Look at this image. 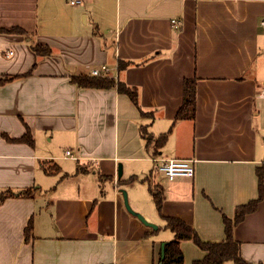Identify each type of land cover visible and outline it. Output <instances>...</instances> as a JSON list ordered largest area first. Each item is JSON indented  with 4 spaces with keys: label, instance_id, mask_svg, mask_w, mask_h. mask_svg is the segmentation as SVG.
Masks as SVG:
<instances>
[{
    "label": "crops",
    "instance_id": "obj_1",
    "mask_svg": "<svg viewBox=\"0 0 264 264\" xmlns=\"http://www.w3.org/2000/svg\"><path fill=\"white\" fill-rule=\"evenodd\" d=\"M263 19L264 0H0V78H9L0 83V195L14 192L0 203V264H161L174 238L163 216L225 239L224 216L258 197L260 170L264 181ZM102 65L138 89L139 107L116 86L72 81ZM193 76L196 117L174 123ZM28 129L34 144L3 136ZM153 157L192 159L195 175L169 179ZM71 167L97 175L84 192L66 179ZM150 186L162 191V212ZM122 190L158 229L127 209ZM234 236L246 261L264 264V196ZM181 248L184 264L205 255L192 240Z\"/></svg>",
    "mask_w": 264,
    "mask_h": 264
},
{
    "label": "trees",
    "instance_id": "obj_2",
    "mask_svg": "<svg viewBox=\"0 0 264 264\" xmlns=\"http://www.w3.org/2000/svg\"><path fill=\"white\" fill-rule=\"evenodd\" d=\"M21 30V29H17ZM33 50L38 55H50L51 48L40 44H33ZM129 61L119 60V68L123 69L130 65ZM8 77L0 78V83L7 81ZM199 78L197 76L186 77L183 82V102L177 111L174 119V123L179 120H194L197 111V84ZM72 81L79 87L88 88H112L117 87L122 93L127 94L133 103L139 107V91L136 87L129 86L123 81H116L113 77L94 76L89 75H74ZM169 133L165 132L156 139L157 147L163 146L167 141ZM3 136L10 141L16 142H27L34 144V138L28 129L27 132L21 138H11L6 133ZM147 143H151L154 137L147 132L143 133ZM259 178V194L258 197L251 200L250 202L240 205L235 212L233 218L224 216L225 233L226 237L220 241L204 240L196 228L184 221L183 219L176 216H163L165 219V228L170 229L174 233V238L165 243V255L161 259V264H184V253L181 248V243L184 240H192L196 243L204 252L203 258L195 260L193 264H223L226 261H234L236 264H253L244 259L241 254V244L234 236V228L241 221L244 220L245 216L255 211L263 199L264 196V181L263 172L258 171ZM137 180L135 176L123 181L124 183H134ZM34 188H27L23 190L22 195L26 197L33 196ZM152 197L157 206L159 212H162V191L158 188L150 186ZM14 192L11 189L5 190L0 195V203H2L7 197L13 196ZM32 229V221L29 222L26 228V236H29ZM263 264V263H259Z\"/></svg>",
    "mask_w": 264,
    "mask_h": 264
},
{
    "label": "built area",
    "instance_id": "obj_3",
    "mask_svg": "<svg viewBox=\"0 0 264 264\" xmlns=\"http://www.w3.org/2000/svg\"><path fill=\"white\" fill-rule=\"evenodd\" d=\"M72 4L81 3V0H70ZM175 26H180L181 20H173ZM260 26L264 29V19L260 21ZM94 76H104L113 77L111 75V70L107 65H102L99 68H95L91 71ZM262 96H264V89L262 91ZM66 156L76 158L72 155V152L68 150ZM152 160L156 163L157 170L163 173L169 179H174L176 177H193L195 175V167L193 165L192 159H176V158H162L153 157Z\"/></svg>",
    "mask_w": 264,
    "mask_h": 264
},
{
    "label": "rangeland",
    "instance_id": "obj_4",
    "mask_svg": "<svg viewBox=\"0 0 264 264\" xmlns=\"http://www.w3.org/2000/svg\"><path fill=\"white\" fill-rule=\"evenodd\" d=\"M74 165H75V163H74ZM72 166V165H71ZM50 167V166H49ZM54 166H51L50 168H53ZM64 172H69L70 174H71V176H68L66 179H69V183H72V181H74V182H80V185H81V183H83V188L81 189L82 191L81 192H84L85 191V186L87 185V184H92V181H94L95 180V178H96V174L93 172V171H89L88 173H84V172H82V171H79L76 175H73V173L75 172V169L74 168H72L71 167V169H65L64 168V170H63ZM64 172H62V174H64ZM61 174V173H60ZM62 177V175H59L58 177H55L54 179L55 180H60V178ZM65 180V179H64ZM84 181V182H83ZM65 182H66V180H65ZM66 185H68V184H66V183H64L63 185H62V187L60 188V189H58L59 191H61V190H63V189H65V186ZM85 188V189H84ZM146 187H143V191H144V189H145ZM124 191H126L127 192V190H122V195H123V197H124ZM128 194V193H127ZM128 200H129V195H128ZM129 203H130V201H129Z\"/></svg>",
    "mask_w": 264,
    "mask_h": 264
},
{
    "label": "water",
    "instance_id": "obj_5",
    "mask_svg": "<svg viewBox=\"0 0 264 264\" xmlns=\"http://www.w3.org/2000/svg\"><path fill=\"white\" fill-rule=\"evenodd\" d=\"M118 175L121 176L122 175V166L119 165V172H118ZM124 201H125V205L127 207V209L135 214L144 224L148 225L149 227H152L153 229H158V225L149 221L144 215H142L141 213L139 212H136L132 209L130 203H129V200H128V194L126 191H124ZM165 255V243H162V258L164 257Z\"/></svg>",
    "mask_w": 264,
    "mask_h": 264
}]
</instances>
